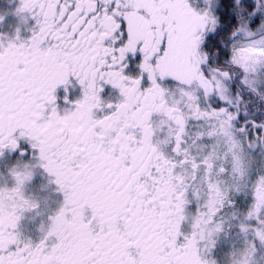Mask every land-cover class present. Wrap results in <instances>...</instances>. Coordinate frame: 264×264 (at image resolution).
I'll list each match as a JSON object with an SVG mask.
<instances>
[{"label": "snow or ice", "instance_id": "snow-or-ice-1", "mask_svg": "<svg viewBox=\"0 0 264 264\" xmlns=\"http://www.w3.org/2000/svg\"><path fill=\"white\" fill-rule=\"evenodd\" d=\"M17 11L29 34H0V264H264V0Z\"/></svg>", "mask_w": 264, "mask_h": 264}, {"label": "flooded vegetation", "instance_id": "flooded-vegetation-1", "mask_svg": "<svg viewBox=\"0 0 264 264\" xmlns=\"http://www.w3.org/2000/svg\"><path fill=\"white\" fill-rule=\"evenodd\" d=\"M20 5V0H0V34L6 36H14L17 29H20L22 34L28 35L30 28V21L25 20L27 13H20L17 11ZM75 83V82H74ZM57 94L64 95V87L60 86L57 89ZM81 95V88L78 84L71 89L72 98ZM36 222H32L33 226Z\"/></svg>", "mask_w": 264, "mask_h": 264}]
</instances>
